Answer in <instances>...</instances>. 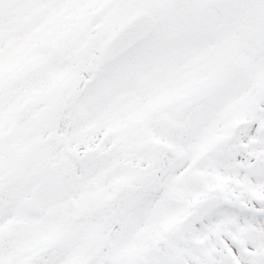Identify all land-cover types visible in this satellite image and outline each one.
I'll use <instances>...</instances> for the list:
<instances>
[{"label": "snow or ice", "instance_id": "obj_1", "mask_svg": "<svg viewBox=\"0 0 264 264\" xmlns=\"http://www.w3.org/2000/svg\"><path fill=\"white\" fill-rule=\"evenodd\" d=\"M0 264H264V0H0Z\"/></svg>", "mask_w": 264, "mask_h": 264}]
</instances>
